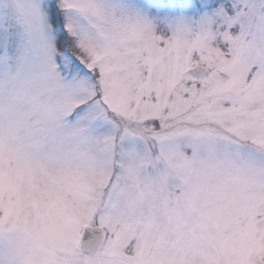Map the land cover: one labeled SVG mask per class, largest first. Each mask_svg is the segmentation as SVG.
I'll list each match as a JSON object with an SVG mask.
<instances>
[{
    "label": "snow or ice",
    "instance_id": "obj_1",
    "mask_svg": "<svg viewBox=\"0 0 264 264\" xmlns=\"http://www.w3.org/2000/svg\"><path fill=\"white\" fill-rule=\"evenodd\" d=\"M0 264H264V0H0Z\"/></svg>",
    "mask_w": 264,
    "mask_h": 264
}]
</instances>
